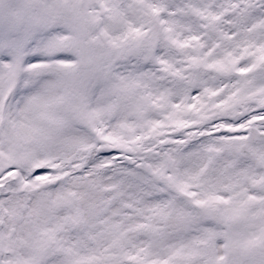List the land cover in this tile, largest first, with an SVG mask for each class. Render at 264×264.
I'll list each match as a JSON object with an SVG mask.
<instances>
[{
  "label": "snow or ice",
  "instance_id": "6c2138e0",
  "mask_svg": "<svg viewBox=\"0 0 264 264\" xmlns=\"http://www.w3.org/2000/svg\"><path fill=\"white\" fill-rule=\"evenodd\" d=\"M0 264H264V0H0Z\"/></svg>",
  "mask_w": 264,
  "mask_h": 264
}]
</instances>
